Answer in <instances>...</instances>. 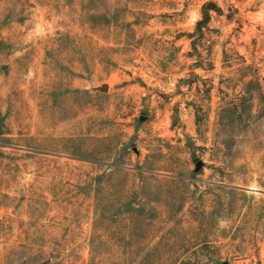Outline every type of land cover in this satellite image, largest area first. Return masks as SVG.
<instances>
[{
  "label": "rangeland",
  "instance_id": "374dc122",
  "mask_svg": "<svg viewBox=\"0 0 264 264\" xmlns=\"http://www.w3.org/2000/svg\"><path fill=\"white\" fill-rule=\"evenodd\" d=\"M0 264H264V0H0Z\"/></svg>",
  "mask_w": 264,
  "mask_h": 264
}]
</instances>
